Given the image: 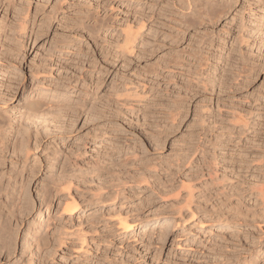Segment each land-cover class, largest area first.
<instances>
[{"label":"rangeland","instance_id":"rangeland-1","mask_svg":"<svg viewBox=\"0 0 264 264\" xmlns=\"http://www.w3.org/2000/svg\"><path fill=\"white\" fill-rule=\"evenodd\" d=\"M171 1L0 0V115L31 132L5 152L0 264H264L259 201L216 195L263 174L264 0H201L194 25Z\"/></svg>","mask_w":264,"mask_h":264},{"label":"bare ground","instance_id":"bare-ground-1","mask_svg":"<svg viewBox=\"0 0 264 264\" xmlns=\"http://www.w3.org/2000/svg\"><path fill=\"white\" fill-rule=\"evenodd\" d=\"M169 1V0H168ZM173 1V3H174V5L175 6H177V7H179V8H181V9H186L185 8V4H186V7H187V9H190L191 11V13H190V16L192 17V18H190V19H192V24L194 23H196L197 21V19H199L198 21H201V20H203V18L201 17V15H203L204 14V12H208L209 11V6H208V4L207 5H205V4H202L203 3V1H202V3H201V0H172ZM171 1V2H172ZM211 2V1H210ZM172 3V4H173ZM205 5V6H204ZM203 6H204V9H203ZM221 7H223V6H221ZM162 10L161 11H159V13L158 14H155L156 15V17H157V19H159L160 17H163V16H168V15H166L165 13H167L168 11H170L171 12V10H172V8L170 9V3H166L165 4V6L163 7V8H161ZM176 9V8H175ZM173 10H174V8H173ZM201 10H202V12H201ZM204 10V11H203ZM183 11V10H182ZM212 11V10H211ZM152 12V11H151ZM151 12L149 11V14H151ZM180 12V11H179ZM155 13V12H154ZM172 13V12H171ZM184 13V12H183ZM140 15V14H139ZM154 15V14H153ZM184 15V14H183ZM151 16H152V14H151ZM155 17V16H154ZM153 17V19H155ZM212 17V16H211ZM141 19V18H140ZM139 19V20H140ZM190 19H189V21H190ZM21 20V19H20ZM162 20V19H161ZM185 20H187V22L185 21ZM185 20L183 21L185 24H187L189 21H188V19L187 18H185ZM23 22V21H22ZM182 22V23H183ZM144 23V22H143ZM189 24L190 23H188V27H189ZM193 24V25H194ZM23 25V24H22ZM140 25V24H139ZM142 25V24H141ZM180 25V24H179ZM191 25V24H190ZM16 26V25H15ZM187 26V25H186ZM192 26V25H191ZM20 27H22V26H20ZM21 29H23V27L21 28ZM135 39V38H134ZM1 41V40H0ZM129 42V41H128ZM0 43H2V42H0ZM5 43V42H4ZM1 46L0 47H2V45L3 44H0ZM5 45V44H4ZM3 45V46H4ZM3 48V47H2ZM121 49V48H120ZM24 50V49H23ZM22 50V51H23ZM128 50V49H127ZM1 56H2V54H0ZM3 57V56H2ZM6 57V56H5ZM1 59V58H0ZM3 59V58H2ZM5 59V58H4ZM11 60V59H10ZM44 60V59H43ZM15 64V63H14ZM35 69V68H34ZM32 71V70H31ZM39 72H40V68H38L36 71H32V72H30L31 73V76L34 78V80H38V74H39ZM49 73V72H48ZM51 74V73H50ZM10 78V77H9ZM8 82V81H7ZM37 83V82H36ZM220 88V87H219ZM8 91V90H7ZM219 92V91H218ZM31 94V93H30ZM38 99V98H37ZM37 99H33V100H28V101H25V102H27V103H25V106L23 107L24 109L22 110V108H21V110H22V112H20L19 111V115H18V117L20 116V118H24L25 120H29V119H32V118H37V120H39V118H41L42 120H44L43 118L46 116V114H48L47 112H48V110H50V108H52V107H48V106H46V104H44V102L42 103L41 101H39V100H37ZM41 99V98H40ZM61 104V103H60ZM24 105V104H23ZM20 109V108H19ZM58 110H60L61 108H57ZM51 111H52V109H51ZM51 111H49V112H51ZM55 111H57L56 110V108H55ZM55 111H53V112H55ZM50 114V113H49ZM58 116V115H57ZM9 118H10V116H9ZM46 118H48L47 116H46ZM222 119V118H221ZM28 120H27V122H28ZM36 119H33V121L32 120H29L30 122H28L29 124H31V123H36V122H38ZM45 120H47V119H45ZM49 120V119H48ZM217 120V119H216ZM239 120V119H238ZM12 121H13V119H10L9 120V122L7 123V126H11V131L9 132V130H8V134H6L7 132H6V129H4L5 127H4V125H5V120H4V118H2V116L0 115V196L2 195V193H6L7 192V194H10L11 192H10V188H8V187H3V185H2V179L4 178V176L5 175H7V173H8V170H6L3 166L5 165V164H8V159L6 158V155H5V152H6V150L7 151H9L10 150V148L12 147V151L14 152V155L16 156V160H18V159H21V158H25L26 157V155H27V148H28V146H27V148L25 147L26 145H24L26 142H27V139H30L29 138V136H30V133H28L29 131L28 130H26V129H29L27 126H26V128L23 126V125H21L20 123H17L18 125H12ZM24 121V120H23ZM22 121V123L23 124H26V123H24ZM32 121V122H31ZM244 121V120H243ZM248 121V120H247ZM20 122H21V119H20ZM44 122V121H43ZM48 122V121H47ZM46 122V123H47ZM220 122V121H219ZM238 122V121H237ZM27 123V124H28ZM34 123V124H35ZM39 123H40V121H39ZM4 124V125H3ZM16 124V123H15ZM28 124V126H30ZM45 123H43V125H44ZM40 125H42V123L40 124ZM46 125V124H45ZM48 125V124H47ZM243 125V124H242ZM241 125V126H242ZM32 126V125H31ZM34 126V125H33ZM246 126V125H245ZM37 127V126H36ZM35 126L33 127V128H35L36 130H39V129H37ZM40 127V126H39ZM38 127V128H39ZM48 127H49V125H48ZM219 127V126H218ZM222 127V126H221ZM221 127H220V129H221ZM10 128V127H9ZM226 128V127H225ZM241 128V127H240ZM260 128V127H259ZM232 129H233V127H232ZM35 130V131H36ZM49 130H51V129H49ZM234 130V129H233ZM232 130V131H233ZM236 132V131H235ZM239 132V131H238ZM223 133H224V131H223ZM228 133V132H227ZM239 133H241V132H239ZM29 134V135H28ZM230 134H231V132H230ZM230 134H229V136H230ZM238 134V133H237ZM242 134V133H241ZM258 134V133H257ZM219 135H221V134H219ZM228 135V134H227ZM36 136V135H35ZM32 137H34V135H32ZM35 138V140L37 141V140H39L38 138H37V136L36 137H34ZM218 139H219V136L217 137ZM224 138V137H223ZM239 139V138H238ZM237 139V140H238ZM220 140V139H219ZM229 143H230V138L227 140ZM6 142H9V145L7 146L6 145ZM220 143V141H218V144ZM224 143H227V142H225L224 141ZM8 144V143H7ZM36 144V143H35ZM223 145V144H222ZM262 145V144H261ZM39 145H37V147H38ZM224 146V145H223ZM17 147H18V149H17ZM18 150V151H17ZM29 150V149H28ZM230 150V149H229ZM11 152V151H10ZM261 152V151H260ZM263 152V151H262ZM7 153V152H6ZM23 155L24 154V157H21L20 155ZM66 155V154H65ZM14 156V157H15ZM13 157V156H12ZM224 157V156H223ZM222 157V158H223ZM53 158V157H52ZM225 158V157H224ZM223 158V159H224ZM12 159V158H11ZM54 159V158H53ZM252 159V158H251ZM15 160V161H16ZM25 160V159H24ZM24 160H22V164H23V161ZM256 160V159H255ZM260 160V159H259ZM263 160V159H262ZM27 161V160H26ZM51 161V160H50ZM53 161V160H52ZM54 161H56V160H54ZM224 161V160H223ZM224 162H227V161H224ZM254 162V161H253ZM260 162V161H259ZM228 163V162H227ZM11 164V163H10ZM21 164V163H20ZM217 165H219V161H217V163H216ZM225 165V164H224ZM12 166V165H11ZM10 166V167H11ZM64 166V165H63ZM228 166V165H227ZM264 166V165H263ZM18 167V166H17ZM54 167H55V164L54 163H52L51 164V170L48 172V182H49V184H50V186L52 187V188H54V189H56V188H58L59 187V189H60V186L62 187V185L63 184H68L69 185V183H70V181H68L71 177H73L72 175H69V174H67L66 173V171L65 172H63L62 170H61V172L60 173H56L57 171H55V169H54ZM249 167V166H248ZM253 167V166H252ZM260 167V166H259ZM262 167V166H261ZM19 168V167H18ZM24 168H25V170L27 171L28 169L26 168V166H24ZM8 169V168H7ZM14 169V168H13ZM12 169V170H13ZM20 169V168H19ZM231 169V168H230ZM263 169V170H262ZM6 170V171H5ZM12 170H11V168H10V170H9V173H11L12 172ZM22 170V169H21ZM248 170V169H247ZM257 170V169H256ZM260 170V169H259ZM261 170H262V178H260V181H256L255 182V184H253V185H248V187H245L246 189H244L243 188V182L240 184L241 185V187H242V189H244L243 191H240V190H238V192H234V190L235 189H237L236 187H234V186H232L231 184H230V186L229 185H227V186H229L228 187V189H227V192H223V191H220V189L219 190H217V193H216V195H217V199L219 200V202H223V197L222 196H224L225 198H226V200L228 201V203L226 204L228 207L229 206H232V208H233V206L234 207H236V205L237 204H235V203H233L232 201H231V198L233 197V196H235V197H241V196H249V197H255V199H257L258 201V203H257V205H259V207L261 208L260 210H264V185H262V183L264 184V167L263 168H261ZM260 170V171H261ZM20 171V170H19ZM29 171V170H28ZM228 171V170H227ZM230 171V170H229ZM254 171V170H253ZM13 172H16L15 170H13ZM59 172V171H58ZM244 172V171H243ZM8 173V174H9ZM30 173L32 174H35V172H34V170L33 169H31L30 170ZM72 173V172H71ZM14 174V173H13ZM73 174V173H72ZM74 175V174H73ZM12 176V175H11ZM76 176V175H75ZM233 176V175H232ZM237 176V175H236ZM65 178H66V181L64 182V180H65ZM229 179V178H228ZM230 179H232V178H230ZM221 180V179H220ZM229 181H231V180H229ZM13 182V181H12ZM218 182V181H217ZM224 182V181H223ZM221 184V183H220ZM235 184V183H234ZM237 184V183H236ZM239 185V186H240ZM245 185V184H244ZM67 186V185H66ZM222 186V185H221ZM235 186H237V185H235ZM64 187V186H63ZM238 187V186H237ZM66 189H68L67 187H66ZM224 189V188H223ZM222 189V190H223ZM20 190H21V188H20ZM63 190V189H62ZM17 191V190H16ZM59 191V190H58ZM246 191H247V193H246ZM10 192V193H9ZM245 192V193H244ZM244 194V195H243ZM246 194V195H245ZM11 195H12V193H11ZM14 195V194H13ZM18 196V195H17ZM9 197V196H8ZM20 197V196H19ZM24 197V196H23ZM69 197V196H68ZM14 198V197H13ZM9 199V198H8ZM11 199H12V197H11ZM17 199V198H16ZM20 199V198H19ZM23 200H25L26 201V199H23ZM72 200V199H71ZM239 200H241V199H239ZM22 201V200H21ZM73 201H74V199H73ZM225 202L226 201H224V204H225ZM6 203V202H5ZM5 203H3V202H1L0 201V211L1 210H3L4 208H6L7 210L8 209H10L12 206H14V204L12 203V202H8L7 204H5ZM74 203V202H73ZM239 203V202H238ZM18 204H19V202H18ZM234 204V205H233ZM20 205V204H19ZM222 205V204H221ZM70 206V205H69ZM238 206V205H237ZM227 207V208H228ZM237 208V207H236ZM2 212V211H1ZM15 212V211H14ZM76 212V209H75V207H72V210L71 211H69V212H65L64 214L65 215H67L68 217H70L71 218V215L72 214H74ZM258 212V211H257ZM261 213H263V212H261ZM2 214V213H1ZM13 214V213H12ZM264 214V213H263ZM10 215H11V213H10ZM8 216V215H7ZM12 216V215H11ZM264 217V216H263ZM2 221V220H1ZM3 222H4V220H3ZM3 225H4V223H3ZM131 230V228H129V229H126V232H129ZM42 236H44V235H42ZM46 236V235H45ZM44 236V237H45ZM40 238V240H41V242L44 240L45 241V239H41V236H39ZM4 239V238H3ZM40 240H39V243H40ZM38 242V241H37ZM43 243V242H42Z\"/></svg>","mask_w":264,"mask_h":264}]
</instances>
